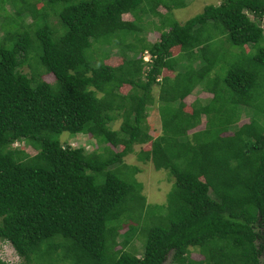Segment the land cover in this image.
<instances>
[{"label":"trees","instance_id":"trees-1","mask_svg":"<svg viewBox=\"0 0 264 264\" xmlns=\"http://www.w3.org/2000/svg\"><path fill=\"white\" fill-rule=\"evenodd\" d=\"M184 4L0 0V240L20 259L0 264H264V0H222L143 37L142 9L161 22ZM196 88L211 98L186 104ZM131 153L173 179L165 205L146 203ZM132 221L140 256L117 241Z\"/></svg>","mask_w":264,"mask_h":264},{"label":"rangeland","instance_id":"rangeland-1","mask_svg":"<svg viewBox=\"0 0 264 264\" xmlns=\"http://www.w3.org/2000/svg\"><path fill=\"white\" fill-rule=\"evenodd\" d=\"M147 1V0H146ZM167 1V0H165ZM185 4L182 8H174L172 9V14L166 16L165 19H163L161 22H157V18L150 16L148 13L143 12V15H139L138 17V26L141 29V34L144 38L150 43L157 40V34H159L160 29L172 21H177L178 23H183L186 20L196 16L197 14L201 13L205 6L208 5H217L222 0H184ZM144 5H147L146 2H143ZM141 8V7H140ZM162 5H160L157 8V12L164 13L165 10ZM159 17V16H158ZM124 20H130L131 18L129 16H123ZM29 22V18L27 19ZM55 24V22H54ZM163 25V26H162ZM261 27L264 26V21H261L260 24ZM162 31V30H161ZM1 33V32H0ZM105 49V48H104ZM220 53H227V59L230 60L231 57L229 53L234 52V48L230 47L228 43L220 44L218 48ZM107 53H109V57L113 59H117L118 54H116L117 50L106 49ZM146 55V52L144 53ZM147 58V56L145 57ZM144 69H147V66L144 65ZM21 72L24 74H29L30 70L29 68L24 65L21 68ZM175 71L173 73H168V76L172 77L174 75ZM166 74V73H165ZM45 80L48 82H52V77H45ZM192 95L188 96L185 99L186 104H191L195 99L201 100L202 102L209 100L211 98V95L205 92H202L200 88L194 89ZM158 87H154L152 90V95L156 98L155 104L147 109V123L148 127L150 129V135L153 137H156L160 133V118L158 114V104L157 102V95H158ZM261 103V102H260ZM259 104V102H257ZM189 108H186L185 111H188ZM242 114V121L238 123V125L242 124L244 120L247 117H250L251 113H247V111H244ZM204 121V119H202ZM121 119L118 118L116 121L112 122L110 124V127L114 130H117L120 126ZM66 140L63 141L65 143H69L70 145H73L75 147H83L84 150L87 152L92 151L95 149L98 145L86 135H70L69 133H63L59 136V140ZM12 148L16 149H23L24 152L33 155L34 151L30 149L28 146H25L23 143H14ZM148 145L143 146H134V152H137L139 150H147ZM117 151L118 149H114ZM124 161L126 164L131 166H137L139 168V172L134 175V179L142 184V195L145 198L146 203L150 207H157L155 204H166V199L168 197V194L170 190H172V183L173 179L168 175V172L165 170H155L150 162L143 163L139 161L135 155V153H131L128 156L124 158ZM153 210V209H152ZM149 210V211H152ZM155 219L157 217V214H154ZM141 221V220H140ZM145 223H149L150 221L148 218L143 219L141 222V225ZM128 224H132L134 228H132L129 232L126 231ZM139 224H135L132 222H123L121 230H119L120 236L118 237L117 241L122 242L123 239L125 240L128 238V244L126 246H123V249L127 252L133 253L136 256H140L143 251V241L142 239H145V234L141 237L139 236V233L137 231V226ZM128 232L126 235L125 233ZM125 232V233H124ZM142 238V239H141ZM121 245V244H120ZM122 246V245H121ZM120 248V246H119ZM170 256L167 257V260L163 264H171L170 262ZM200 256L197 253L192 254V258L198 259ZM264 258V256H263ZM0 259L3 261H8L10 263H18L19 257L15 254L14 249L10 246L8 242H4L0 240Z\"/></svg>","mask_w":264,"mask_h":264},{"label":"clouds","instance_id":"clouds-1","mask_svg":"<svg viewBox=\"0 0 264 264\" xmlns=\"http://www.w3.org/2000/svg\"><path fill=\"white\" fill-rule=\"evenodd\" d=\"M262 21H264V20H262ZM145 53V52H144ZM147 56V58H145ZM142 59H143V61L145 62V63H148L149 61H150V55H148V53L146 52V55H144L143 54V56H142ZM14 144V143H13ZM12 144V145H13ZM68 145L70 146V147H75V146H73V145H70V142L68 143Z\"/></svg>","mask_w":264,"mask_h":264}]
</instances>
